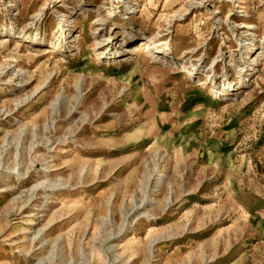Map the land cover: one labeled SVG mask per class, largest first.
<instances>
[{
  "label": "rangeland",
  "instance_id": "374dc122",
  "mask_svg": "<svg viewBox=\"0 0 264 264\" xmlns=\"http://www.w3.org/2000/svg\"><path fill=\"white\" fill-rule=\"evenodd\" d=\"M0 264H264V0H0Z\"/></svg>",
  "mask_w": 264,
  "mask_h": 264
},
{
  "label": "bare ground",
  "instance_id": "6f19581e",
  "mask_svg": "<svg viewBox=\"0 0 264 264\" xmlns=\"http://www.w3.org/2000/svg\"><path fill=\"white\" fill-rule=\"evenodd\" d=\"M54 1H58V0H54ZM31 37V36H30ZM253 43H250V46L252 45ZM160 45L158 44V43H155V42H145L144 43V50H153L154 48H156L157 49V51L159 52V53H166L167 54V51H165V49L163 48V47H159ZM142 46H140V48H141ZM48 48V47H47ZM46 48V49H47ZM47 51H50V50H47ZM225 94V92L224 91H222L221 93H220V95H224ZM161 177V176H160ZM162 179V178H161ZM86 193V192H85ZM71 202V201H70Z\"/></svg>",
  "mask_w": 264,
  "mask_h": 264
}]
</instances>
